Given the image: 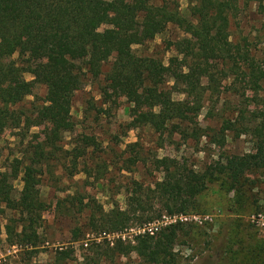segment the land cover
Returning a JSON list of instances; mask_svg holds the SVG:
<instances>
[{"label":"trees","instance_id":"obj_1","mask_svg":"<svg viewBox=\"0 0 264 264\" xmlns=\"http://www.w3.org/2000/svg\"><path fill=\"white\" fill-rule=\"evenodd\" d=\"M239 1L247 0H188L191 22L179 13L176 0H0V134L7 128L19 132L41 128V139L21 163L17 200L8 196L3 188L8 177L0 173V217L5 210L15 214L0 223V241L3 235L9 247L36 248L42 207L38 185L43 168L54 161L72 177L86 148L94 145L92 137L86 136L80 139L81 149L66 151L59 145L68 128L73 94L86 78L101 76V94L111 102L125 97L130 129L148 127L168 138L178 135L195 143L206 138L217 146L223 145L228 131L251 137V153L224 157L201 173L176 159H154L161 179L149 194L164 214H184L192 209L196 198L216 178L235 192L243 187L244 172L264 169V53L255 60L244 41L230 38L229 22L237 16ZM257 10L264 15V4L258 3ZM169 25L186 37L167 43L173 55L166 57L164 65L162 58L149 51V43ZM24 74L31 79H24ZM228 79L239 81L257 100L259 109L253 123L235 127V121L220 117L217 130L201 128L196 110L203 96L211 100ZM166 82L171 86L165 88ZM36 85L45 89L40 105L23 108L22 100L32 95ZM172 94L183 97L173 99ZM127 149L130 157L125 164L141 160L136 143ZM14 170L12 178L18 166ZM138 190L128 191L123 210H95L90 226L112 233L124 229L132 219L150 220L139 210L142 200ZM84 200L86 197L68 195L59 205L67 203L69 215L81 214L84 208L94 207L91 200ZM180 226H168L153 237H138L133 245L118 238L111 246L104 242L92 245L90 251L93 258L108 263L115 256L133 252L147 264H170ZM67 256L66 250L56 253L58 260ZM245 257L250 264H264V240L248 246Z\"/></svg>","mask_w":264,"mask_h":264},{"label":"rangeland","instance_id":"obj_2","mask_svg":"<svg viewBox=\"0 0 264 264\" xmlns=\"http://www.w3.org/2000/svg\"><path fill=\"white\" fill-rule=\"evenodd\" d=\"M176 1L179 13L190 19L188 0ZM258 3L264 4V0L239 1L237 16L230 20L228 28L230 38L244 41L249 55L255 60L264 53V15L258 12ZM183 37H186L183 32L169 25L149 43V51L162 58L165 65L166 57L173 55L167 43ZM163 72L162 78L167 81ZM23 77L31 79L29 74ZM200 82L205 84L204 79ZM163 86L168 88L171 84L166 82ZM102 87L101 76L93 80L86 78L82 87L73 94L68 128L61 134L59 145L66 151L81 149L80 139L83 136L92 137L94 145L86 148L84 156L78 161V172L72 177H68L54 161L43 168L38 185L42 207L37 221L39 240L36 248L30 251L9 247L3 242L2 235L0 263L147 264L133 252L115 256L111 263L98 261L93 258L90 247L102 242L111 246L118 238L125 244L133 245L138 237H153L168 226L180 224L170 264H221L223 257L226 258L224 264H250L245 257L248 246L253 243L260 245L264 240V225L256 226L252 220L257 215L264 216V169L244 172L243 187L235 192L227 190V185H221L222 182L216 178L196 198L194 207L184 214H164L149 191L161 179L154 159H176L182 166L201 173L224 157L251 153V137L247 133L237 136L235 131H228L223 145L217 146L206 138L195 143L178 135L168 138L166 134L154 133L148 127L130 129L129 105L125 97L120 96L111 102L102 96ZM44 91L42 85H36L32 95L22 100L21 106L30 109L40 105ZM182 97L172 94L173 99ZM258 109L257 100L251 92L239 81L228 79L219 85L218 93L211 100L203 96L196 115L201 128L217 130L220 117L235 121V127L251 125ZM40 130V127H32L19 132L7 128L0 134V173L8 177L3 188L12 200H17L21 189V163L30 157V147L41 139ZM132 143H136L141 160L128 165L125 164V159L130 157L127 146ZM16 166L17 174L12 178ZM138 187L142 200L139 210L150 216V220L132 219L124 229L112 233L90 226V216L95 210L100 208L106 213L113 207L125 209L128 191L136 193ZM68 195L86 197L94 207L84 208L81 214L69 215L67 203L59 205ZM14 215L5 210L0 223L4 224L7 218ZM179 216L187 220L178 221ZM162 217L175 220L162 226L152 236L143 232L149 224H160ZM62 250H66L68 256L56 259V253Z\"/></svg>","mask_w":264,"mask_h":264},{"label":"built area","instance_id":"obj_3","mask_svg":"<svg viewBox=\"0 0 264 264\" xmlns=\"http://www.w3.org/2000/svg\"><path fill=\"white\" fill-rule=\"evenodd\" d=\"M163 221H161V223H152L146 226L145 229H143V232H146L147 235L152 236L154 233H156L162 226H164L165 224H168L170 222H174L175 218L172 219H167L165 217H162ZM178 221H186L187 218L186 217H182L179 216L177 217ZM192 220H195V217H192ZM253 222L255 223L256 226L260 225L263 226L264 225V216L261 215H257L255 219H252ZM159 226V227H158Z\"/></svg>","mask_w":264,"mask_h":264}]
</instances>
